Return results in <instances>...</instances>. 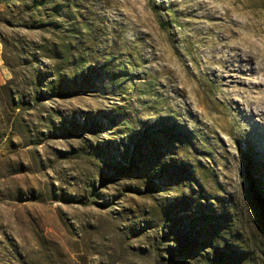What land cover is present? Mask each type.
Listing matches in <instances>:
<instances>
[{
  "label": "rangeland",
  "instance_id": "1",
  "mask_svg": "<svg viewBox=\"0 0 264 264\" xmlns=\"http://www.w3.org/2000/svg\"><path fill=\"white\" fill-rule=\"evenodd\" d=\"M69 1L75 74L0 23V85L33 52L74 90L0 147V264H264V0Z\"/></svg>",
  "mask_w": 264,
  "mask_h": 264
},
{
  "label": "trees",
  "instance_id": "2",
  "mask_svg": "<svg viewBox=\"0 0 264 264\" xmlns=\"http://www.w3.org/2000/svg\"><path fill=\"white\" fill-rule=\"evenodd\" d=\"M62 0H0V23L9 27H22L27 29H39L53 34L55 40H52V46L36 44L38 51H43L40 57L55 59L58 62H70L74 65L75 74L77 68L82 69L83 52L79 50H70L69 47L62 45L56 36V29L60 28L59 7ZM69 12H72L76 6L73 0L68 2ZM54 31V32H51ZM0 40L3 45L7 44L5 36L0 32ZM69 46V45H68ZM24 51V50H23ZM71 51H76L71 53ZM33 53V52H32ZM31 54V78L28 83L24 82L26 76L17 73L12 64L7 60L3 51L4 64L9 68L12 75L7 81L0 85V147L10 149L14 144V137L19 139H32L43 132L41 130L33 132L30 124L25 121V113L37 109L40 104L53 95H68L73 93V89L68 86V77L62 73L58 66L43 65L41 58L36 54ZM70 55V56H69ZM121 69V66L116 68ZM121 71V70H120ZM120 74L112 72L113 76L125 77V71ZM87 87V86H83ZM84 90V89H80ZM41 136L35 140V143H41ZM136 165L134 161L128 164L130 170ZM94 193H97L96 191ZM74 196L65 195V199L72 201ZM261 206L264 207V199L257 195Z\"/></svg>",
  "mask_w": 264,
  "mask_h": 264
},
{
  "label": "bare ground",
  "instance_id": "3",
  "mask_svg": "<svg viewBox=\"0 0 264 264\" xmlns=\"http://www.w3.org/2000/svg\"><path fill=\"white\" fill-rule=\"evenodd\" d=\"M228 64H229V63H228ZM228 64H227V65H228Z\"/></svg>",
  "mask_w": 264,
  "mask_h": 264
}]
</instances>
